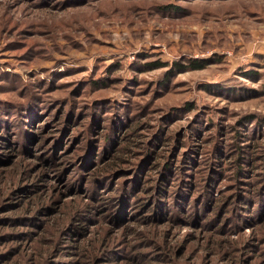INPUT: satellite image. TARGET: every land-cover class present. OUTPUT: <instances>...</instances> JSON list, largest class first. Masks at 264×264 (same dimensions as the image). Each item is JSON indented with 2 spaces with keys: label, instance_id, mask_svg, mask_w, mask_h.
I'll return each instance as SVG.
<instances>
[{
  "label": "rangeland",
  "instance_id": "1",
  "mask_svg": "<svg viewBox=\"0 0 264 264\" xmlns=\"http://www.w3.org/2000/svg\"><path fill=\"white\" fill-rule=\"evenodd\" d=\"M153 136L200 144L193 201L221 154L201 216L165 210L152 179L127 187L160 174L143 163ZM237 143L260 155L239 161ZM263 197L264 0H0V264H264V213L236 209Z\"/></svg>",
  "mask_w": 264,
  "mask_h": 264
},
{
  "label": "trees",
  "instance_id": "2",
  "mask_svg": "<svg viewBox=\"0 0 264 264\" xmlns=\"http://www.w3.org/2000/svg\"><path fill=\"white\" fill-rule=\"evenodd\" d=\"M160 65L164 66L165 64H159V67H161ZM157 67V66H155ZM205 67L204 64L198 62V61H191L189 66H186L185 68H194V69H201ZM31 117L30 113H27L24 115V121H26V118ZM120 119V118H119ZM117 119L115 120V122H113L111 124V132H110V136L109 139L107 140L110 145H113L115 150V153H117L119 150L121 149H126L129 148L125 145L122 146V141L121 138L122 136H125L122 133V129L126 126L127 123H129V119L130 117L126 114V116H123V118H121L120 120ZM125 119V120H122ZM133 124V123H132ZM132 124L130 123L129 125ZM164 128V126H162ZM162 128V129H163ZM137 127L133 128V129H128V134L130 133H134L136 132ZM197 130V129H195ZM190 133V137H194L196 136V139L198 138L197 135L194 134V132H189ZM238 139H242L241 137H245L244 135L240 134V132L238 133ZM5 136V135H3ZM6 137V136H5ZM5 140H8V138H6ZM172 141H176L177 144H181V146H184L185 144L182 145L183 140L178 137L175 138L174 136L171 137ZM162 141H164V138L161 139L160 137L157 136H153L151 137L148 141H147V146H146V151L144 152V160H147L146 165L148 166V168L150 166H155L154 160H156L157 158L161 159L162 161L158 162V165L161 166V170H160V174L155 177V178H151L149 176L148 173L146 172H140L139 170L135 173V178H132V183L127 184V187H129L130 189H134L135 187H141L145 181H147V179H152L154 184H147L146 188L148 189V187H153L154 188V193L158 195V199L159 202L163 201V207L165 210H167L169 207L173 208V212L176 213L178 212V208L179 209H186L188 210V212L190 213L189 208L192 209L191 213L197 215V217L201 216V213L208 211V208L211 207L212 203L215 202V193H214V185H216L217 182V174L220 173V171L223 169L222 167V159H221V154L219 153H215L214 160H212V165H215L217 167V169L215 170L216 173H211L207 176H205V187H204V191L202 192L203 196L195 201H193L192 198V193L194 192L193 189V184H192V177H195V174L198 171V167L199 165H201V162H198V160H196L193 157L192 151L191 149H198L200 147V144H191L190 146H192L193 148H189L186 150H183L182 152H180L179 148L181 146H174L168 153L167 152H162L160 150V148L162 147L163 143ZM3 144V142H2ZM259 148V145H255L254 143H248L246 145L237 143L236 144V151H237V158L239 161L241 162H248L251 163L253 161V159L257 156L260 155L259 150L257 149ZM93 153H96V156L98 155L96 151L92 152L91 156L93 155ZM196 155V151L193 152ZM263 154H261L262 156ZM180 156V159H179ZM95 159H97V157H94V159L92 160V164L93 166L96 165V161ZM99 159V158H98ZM179 160V162H178ZM215 164H214V163ZM255 163H252L250 165H254ZM156 165V169L157 166ZM108 166H104L102 169H100V171H97L96 175L97 178L98 177H109V179H112V175L110 174V171L107 169ZM238 167V172L239 174L236 175V177H238L241 173L244 172H248L253 168H241L240 165H237ZM151 168H149L150 170ZM214 169V168H213ZM136 171V170H135ZM180 172L183 174V177H181V179L177 180V183H174V175L176 172ZM144 174H147L148 176L145 178ZM205 175V174H204ZM248 184H252L253 182L248 180L247 182ZM174 187L176 186L177 188V193H176V199L173 202V204H169V198L171 197L172 194V187L173 185ZM250 191V188H245L243 189V192L240 193V196L244 194V192L246 191ZM95 192H98L97 190H94ZM131 190H127L126 192L123 191V195L118 197L119 200V204L121 203H129V195L131 194ZM151 193V192H149ZM153 193V192H152ZM125 194V195H124ZM252 194H250L251 196ZM249 196V197H250ZM146 197V196H145ZM244 197V196H243ZM127 199V201H126ZM234 199H239L237 196H234V198L228 203V204H232ZM162 200V201H160ZM257 202V201H256ZM22 204L24 202H21ZM264 197L263 199H261V201L257 202V207L250 210L251 206L248 202H246L245 198L241 199V201H238V208L236 207V209L238 210L239 214L243 213L245 214V217H248V215L250 213H254L257 214L258 216H261L264 213ZM168 204V205H167ZM162 207V206H160ZM144 217L146 216L143 215ZM148 217V216H147ZM146 217V218H147ZM86 230V229H85ZM87 231V230H86ZM83 233V232H81Z\"/></svg>",
  "mask_w": 264,
  "mask_h": 264
}]
</instances>
